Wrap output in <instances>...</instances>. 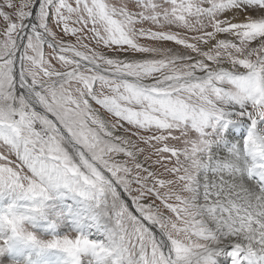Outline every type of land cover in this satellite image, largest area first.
I'll list each match as a JSON object with an SVG mask.
<instances>
[{
  "label": "snow or ice",
  "instance_id": "obj_1",
  "mask_svg": "<svg viewBox=\"0 0 264 264\" xmlns=\"http://www.w3.org/2000/svg\"><path fill=\"white\" fill-rule=\"evenodd\" d=\"M0 264H264V0H0Z\"/></svg>",
  "mask_w": 264,
  "mask_h": 264
}]
</instances>
